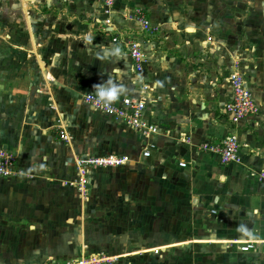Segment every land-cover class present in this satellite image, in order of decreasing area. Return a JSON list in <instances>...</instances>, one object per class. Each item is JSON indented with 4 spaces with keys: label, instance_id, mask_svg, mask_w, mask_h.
<instances>
[{
    "label": "crops",
    "instance_id": "0c3cea01",
    "mask_svg": "<svg viewBox=\"0 0 264 264\" xmlns=\"http://www.w3.org/2000/svg\"><path fill=\"white\" fill-rule=\"evenodd\" d=\"M4 2L12 32L0 53V144L17 153L20 173L0 177V264L67 260L98 243L114 251H94L147 253L154 264H264V18L238 40L223 0H116L110 14L100 0ZM138 8L158 32L130 19ZM134 35L147 54L141 73L127 42L114 41ZM235 70L259 106L239 124L225 112ZM109 81L121 89L115 103L143 97L160 132L147 137L84 102ZM232 133L240 161L203 149ZM106 154L131 160L90 167L84 198L77 159ZM101 209L114 248L90 236L88 218ZM249 241L255 248L243 251Z\"/></svg>",
    "mask_w": 264,
    "mask_h": 264
},
{
    "label": "built area",
    "instance_id": "2783aa9c",
    "mask_svg": "<svg viewBox=\"0 0 264 264\" xmlns=\"http://www.w3.org/2000/svg\"><path fill=\"white\" fill-rule=\"evenodd\" d=\"M106 7V12L111 13L116 0H100ZM131 20L139 22L140 30L145 33L154 34L159 31V26L154 25L148 14L143 8H138L130 15ZM106 23H112V19L108 18ZM115 42H127L130 49V55L134 63L136 73H141L144 70V64L147 60V54L143 49L141 40L134 36H125L123 38L115 37ZM228 81L231 86L232 94L229 102L226 103L225 112L229 115L234 124H239L241 120L248 116H252L259 112V106L254 99L251 90L247 86L245 75L235 70L230 73ZM84 96V102L94 109L107 114L126 126L137 130L147 137L160 132L158 123L149 119L146 115V101L143 97L127 95L122 98L119 103L104 104L97 103V96L94 93ZM60 137L63 140L69 141L70 136L65 128L61 127ZM242 144L237 133L229 134L224 137L219 143H206L203 145L205 151H210L221 155L222 162L232 163L238 162L241 159ZM145 156H150L151 151L147 149L144 152ZM131 160L129 155H91L85 158H78L77 167L80 173L78 181L79 188L82 194L88 193V171L92 166L96 167H117L127 164ZM186 162H180V166L185 167ZM20 170L18 168V155L15 151L0 144V177L8 178L18 176ZM260 177L264 181V169L260 172ZM255 248L253 241L246 242L241 246L243 251H249ZM119 257L111 255L105 250L89 251L76 258L67 260H58L56 258L48 259L44 264H115Z\"/></svg>",
    "mask_w": 264,
    "mask_h": 264
},
{
    "label": "rangeland",
    "instance_id": "374dc122",
    "mask_svg": "<svg viewBox=\"0 0 264 264\" xmlns=\"http://www.w3.org/2000/svg\"><path fill=\"white\" fill-rule=\"evenodd\" d=\"M227 1L228 0H223L222 6L226 5V7L224 8L226 10L225 15H228V13H229L234 18H237L238 24H235L233 26V30L237 34L234 36H237V39L239 40V37L242 38L244 33L247 34V31H250L251 27L256 26V24H258L261 21V18L262 17L264 18V2L261 0V2L258 3L259 4L258 5L256 3H254L253 0H252V3H249L248 0H236V1H238V4H237L238 7L235 10L234 7L231 8V6H229V3ZM257 8H259V9H257ZM12 11H15V10H12ZM5 16H6L5 15V2H4V0H0V53L3 52V50L9 45L8 42L6 41V38H7L8 33L10 35V32H12L11 31V29H12L11 25L8 24V20L10 17H8L6 19ZM249 20H251V22H249ZM15 32H17V31L15 30ZM43 44H44L43 41L40 42V44L38 43V45L41 47ZM252 44L253 43L250 39L246 40V45H252ZM23 47L26 48L25 50L31 49V47L28 44H24ZM24 52L29 54V51H24ZM33 56L34 55H31L30 57L34 60ZM1 60L3 61V57L0 56V63H1ZM33 76H35L34 73H33ZM2 78H3V75H2ZM1 100L3 101V99H1ZM5 111H6V108L4 107V105L0 104V116L2 115L3 112L6 113ZM67 182L68 181H65V183H67ZM87 187L89 189L88 184H87ZM76 188H77V190H79V192H81L78 183L76 184ZM81 194H82V192H81ZM90 194H92L91 190L89 191V195ZM82 195L84 198H87L89 196L88 193H86L85 196H84V194H82ZM107 218H110L108 215V211H103L101 209L100 211H96V213H93V215L88 218V219H90V224L93 225V227H92L93 233L91 235L90 234L89 235L91 236L92 239L98 238L99 242H101V240H103V238H106V237H107V239L108 238L110 240L112 239L110 241L109 245L114 248V246L117 243V239H118L116 237V233H114V234L105 233V229H103V227H102L104 220ZM111 223L115 224V220H113ZM111 235H112V238L110 237ZM98 244L100 245V243H98ZM99 245H96L93 247L89 246L90 248L87 249L88 250L87 252L94 251L98 247L103 248V246H106V248L110 251V253H111V251H114L109 246L104 245V243L101 246H99ZM102 250H104V249H102ZM109 251L106 250V252H108V253H109ZM121 252H122V250H121ZM113 253H119V252L115 251ZM143 255L146 256V259L138 257L137 254L131 252V254L126 255L124 258L119 257L115 264H154L153 262H155L154 261L155 259L153 260V258L149 254L144 253Z\"/></svg>",
    "mask_w": 264,
    "mask_h": 264
},
{
    "label": "clouds",
    "instance_id": "9594fccd",
    "mask_svg": "<svg viewBox=\"0 0 264 264\" xmlns=\"http://www.w3.org/2000/svg\"><path fill=\"white\" fill-rule=\"evenodd\" d=\"M114 53L119 52L118 49L112 50ZM95 95L97 96V103L103 102L104 104H110L119 99L121 95V89L116 86H112L111 81H109L108 87H103L100 84L94 85ZM90 95V94H87ZM94 107V105H92ZM245 235H250L247 229L244 226H241L239 229Z\"/></svg>",
    "mask_w": 264,
    "mask_h": 264
}]
</instances>
